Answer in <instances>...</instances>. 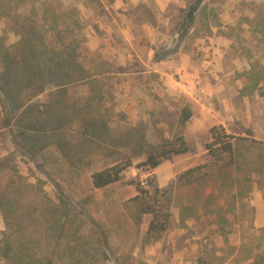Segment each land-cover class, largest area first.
Segmentation results:
<instances>
[{
  "label": "rangeland",
  "instance_id": "rangeland-1",
  "mask_svg": "<svg viewBox=\"0 0 264 264\" xmlns=\"http://www.w3.org/2000/svg\"><path fill=\"white\" fill-rule=\"evenodd\" d=\"M11 4L12 18L0 14V35L7 44L20 39L7 27L12 20L32 10L30 19L41 28L52 23L47 15L54 10L69 28L79 23L67 32L80 40L77 64L94 77L61 90L51 85L32 98L28 105L45 116L44 129L28 131L26 143L11 109L0 104L1 195L21 201L26 189L29 202L51 204L61 198L63 220L75 216L59 248L50 212L45 211L47 220L38 219L44 261L264 264V0ZM70 39L56 45L55 32L46 35L59 54ZM25 99L22 94L20 100ZM183 107L192 113L181 131L189 152L169 156L155 169L138 170L148 144L176 133ZM219 124L235 136L234 165L226 171L214 168L196 185L176 187L169 229L145 238L150 216L132 201L137 188H166L182 173L179 169L209 161L204 145L211 139L209 129ZM126 158L132 166L117 182L93 186L94 172ZM171 169V180L161 185ZM5 229L0 212V238Z\"/></svg>",
  "mask_w": 264,
  "mask_h": 264
},
{
  "label": "trees",
  "instance_id": "trees-1",
  "mask_svg": "<svg viewBox=\"0 0 264 264\" xmlns=\"http://www.w3.org/2000/svg\"><path fill=\"white\" fill-rule=\"evenodd\" d=\"M34 6L33 4L32 7ZM12 9L11 0H0L2 18L7 16L12 18V15L8 13ZM52 11L51 15L47 10L50 14L47 16H51L52 23L45 26L42 24L41 28L30 19V16L34 15L32 10L28 16H20L21 20H12V25H7V27L20 35L16 45L7 44L5 38L0 35V104L4 107L5 102V105L11 109L8 113L15 117L17 124H20L18 126L21 131L18 136L24 143L28 141L29 134H31H28V131L35 129L41 132L44 129L41 125L45 116L36 112L35 107L28 105L32 98L50 90L51 85L61 90L63 86L79 82L85 77L89 82L94 79V77H88L92 76L90 69H84L83 65L79 67L76 62L79 56H77L75 47L80 40L67 32L72 29L71 33H73L74 29L79 28V23L70 24L73 28H69V24H65L64 21L62 24L59 19H56L54 10ZM7 13L8 15H5ZM51 31L55 32L56 45L64 44L63 39L71 37L66 43L67 46L64 45L65 50L60 54L55 51L54 47L51 48L46 40V35ZM22 94L26 98L23 101L20 100ZM191 116L190 109L183 107L178 117L176 133L171 138L163 139L157 144H148L143 149L144 157L143 161L137 165L138 170L144 172L148 169H155L169 156L189 152L190 148L181 131ZM209 133L211 139L204 145L209 161L189 167L166 188L155 187L152 190L137 188V194L132 201L142 215L150 216L145 238L153 239L169 229L172 219L173 193L176 187L196 185L207 179L214 168L226 171L234 165L233 140L235 136L228 134L221 124L212 126ZM131 166V160L126 158L113 166L94 172L91 175L92 184L97 189L105 188L117 182L120 174ZM25 191L26 189L22 190L25 198L14 202L4 198L0 190V212L6 225L0 238V264H105V261H86L81 258L72 261H44L41 254L42 237H40L42 225L38 219L47 220L44 215L45 211L50 212L52 217L48 222H51V227L55 230L54 240L59 248V242L70 230V224L73 219L75 221V216L63 220V210L66 209L62 208L64 203L60 200L61 198L57 203L51 204L49 200L29 202ZM34 214L38 216L35 217ZM92 225L98 230L99 227L94 222ZM100 242L103 244L105 241L103 239ZM58 248L54 253L60 257L61 253Z\"/></svg>",
  "mask_w": 264,
  "mask_h": 264
},
{
  "label": "crops",
  "instance_id": "crops-1",
  "mask_svg": "<svg viewBox=\"0 0 264 264\" xmlns=\"http://www.w3.org/2000/svg\"><path fill=\"white\" fill-rule=\"evenodd\" d=\"M206 152V151H205ZM206 154H207V152H206ZM235 155V154H234ZM168 160V159H167ZM169 162V161H168ZM169 164H170V162H169ZM194 166V165H193ZM189 167H192V165L191 166H188V167H186V168H181V169H179V170H181V172H183V171H185L186 169H188ZM183 169V170H182ZM171 172L170 173H166V174H164L163 175V177L160 179V184L161 185H166L170 180H171V178H172V176H173V172H174V170L173 169H171L170 170Z\"/></svg>",
  "mask_w": 264,
  "mask_h": 264
}]
</instances>
